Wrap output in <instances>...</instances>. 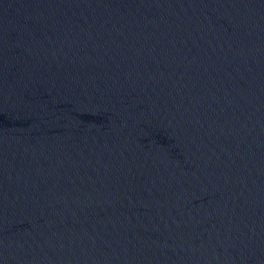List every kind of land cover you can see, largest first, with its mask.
<instances>
[{
	"label": "water",
	"instance_id": "water-1",
	"mask_svg": "<svg viewBox=\"0 0 264 264\" xmlns=\"http://www.w3.org/2000/svg\"><path fill=\"white\" fill-rule=\"evenodd\" d=\"M0 264H264V0H0Z\"/></svg>",
	"mask_w": 264,
	"mask_h": 264
}]
</instances>
